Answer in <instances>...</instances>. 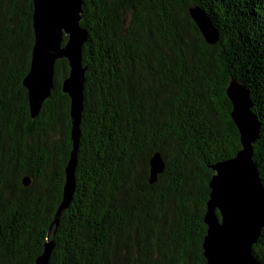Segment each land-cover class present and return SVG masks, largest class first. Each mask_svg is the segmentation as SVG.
Listing matches in <instances>:
<instances>
[{
	"label": "trees",
	"instance_id": "trees-1",
	"mask_svg": "<svg viewBox=\"0 0 264 264\" xmlns=\"http://www.w3.org/2000/svg\"><path fill=\"white\" fill-rule=\"evenodd\" d=\"M193 6L218 28L216 44ZM33 13V0H0V264H36L48 239L49 264H207L214 166L241 149L233 78L250 89L264 185V0H83L76 189L58 225L73 149L69 67L57 61L55 89L32 118ZM156 153L165 168L151 183ZM252 252L264 264V227Z\"/></svg>",
	"mask_w": 264,
	"mask_h": 264
},
{
	"label": "water",
	"instance_id": "water-1",
	"mask_svg": "<svg viewBox=\"0 0 264 264\" xmlns=\"http://www.w3.org/2000/svg\"><path fill=\"white\" fill-rule=\"evenodd\" d=\"M35 46L31 71L24 80L32 118H36L55 87V66L58 60L68 62L69 73L63 79L62 91L69 95L72 118L73 149L66 166L63 199L55 213L53 224H59L62 212L69 207L76 189V166L84 112L85 73L83 45L88 32L80 25L83 0H33ZM192 18L205 39L214 43L219 30L208 13L196 7L190 9ZM63 32L70 34L69 42L61 47ZM233 106L232 118L240 132L241 149L230 159L214 166L204 222L207 233L203 248L207 264H260L252 247L264 227V185L254 161L253 144L259 138L258 117L252 110L249 87L233 78L227 88ZM150 182L158 179L165 168L159 153L151 158ZM29 178L25 184H30ZM218 210V211H217ZM51 225V227H52ZM49 232L50 233V229ZM55 242L47 240L36 264H49Z\"/></svg>",
	"mask_w": 264,
	"mask_h": 264
},
{
	"label": "rangeland",
	"instance_id": "rangeland-1",
	"mask_svg": "<svg viewBox=\"0 0 264 264\" xmlns=\"http://www.w3.org/2000/svg\"><path fill=\"white\" fill-rule=\"evenodd\" d=\"M193 9H195L196 8V6H193L192 7ZM192 8H190V9H192ZM81 17H82V19H83V5H82V12H81ZM82 19L80 20V25H81V21H82ZM82 26V25H81ZM83 27V26H82ZM87 32H88V36H89V31L85 28V27H83ZM219 35H220V33H219ZM62 40H60V45H61V47H63V46H65L68 42H69V40H70V34L69 33H65V32H63V35H62V38H61ZM220 40V36H219V39H218V41ZM218 41H215L214 43H210V42H208L207 40H206V42L207 43H210V44H216ZM35 42H36V40H35ZM35 42H34V45H33V49H34V46H35ZM32 55H33V51H32ZM82 56H83V65H84V50L82 51ZM31 65H32V62L30 63V67H29V69H28V73L31 71ZM85 67V66H84ZM86 68V70H87V67H85ZM55 69H56V66H55ZM27 73V74H28ZM27 76V75H26ZM25 76V77H26ZM24 80H25V78H24ZM55 86H56V79H55ZM53 89H55V87H53ZM52 89V90H53ZM63 89V88H62ZM53 92V91H52ZM257 141V140H256ZM255 141V142H256ZM254 145V144H253ZM254 150H255V148H254ZM260 177V176H259ZM218 211V210H217ZM253 248V247H252ZM258 259V258H257ZM259 260V259H258ZM260 262V261H259ZM261 264V263H260Z\"/></svg>",
	"mask_w": 264,
	"mask_h": 264
},
{
	"label": "bare ground",
	"instance_id": "bare-ground-1",
	"mask_svg": "<svg viewBox=\"0 0 264 264\" xmlns=\"http://www.w3.org/2000/svg\"><path fill=\"white\" fill-rule=\"evenodd\" d=\"M199 7V6H198ZM201 8V7H200ZM201 9H203V8H201ZM204 10V9H203ZM194 20V19H193ZM195 21V20H194Z\"/></svg>",
	"mask_w": 264,
	"mask_h": 264
}]
</instances>
